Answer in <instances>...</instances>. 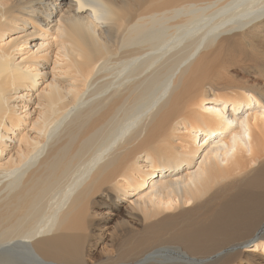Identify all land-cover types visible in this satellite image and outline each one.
I'll use <instances>...</instances> for the list:
<instances>
[{
    "label": "bare ground",
    "instance_id": "obj_1",
    "mask_svg": "<svg viewBox=\"0 0 264 264\" xmlns=\"http://www.w3.org/2000/svg\"><path fill=\"white\" fill-rule=\"evenodd\" d=\"M263 228L264 0H0V264H264Z\"/></svg>",
    "mask_w": 264,
    "mask_h": 264
},
{
    "label": "rangeland",
    "instance_id": "obj_2",
    "mask_svg": "<svg viewBox=\"0 0 264 264\" xmlns=\"http://www.w3.org/2000/svg\"><path fill=\"white\" fill-rule=\"evenodd\" d=\"M56 52V51H55ZM55 52L53 53V57H52V59H55L54 58V56H55ZM22 54V53H21ZM19 56V55H18ZM57 73H59V72H54V76H55V78L56 79H59L60 78V76H59V74H57ZM50 82V81H49ZM115 224H116V220H115V218H111V221H110V224L108 225V226H112V227H114L115 226ZM264 231V228L261 230V232L260 233H262ZM252 246V244H249L248 245V247H251Z\"/></svg>",
    "mask_w": 264,
    "mask_h": 264
}]
</instances>
